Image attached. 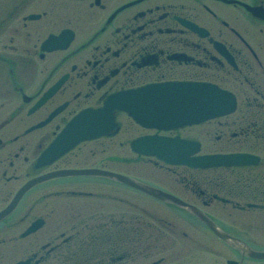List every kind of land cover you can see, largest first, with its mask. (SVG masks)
Segmentation results:
<instances>
[{
    "label": "flooded vegetation",
    "instance_id": "af4514ba",
    "mask_svg": "<svg viewBox=\"0 0 264 264\" xmlns=\"http://www.w3.org/2000/svg\"><path fill=\"white\" fill-rule=\"evenodd\" d=\"M174 82L215 84L235 97V110L176 130L114 111L116 132L37 166L81 112ZM153 138L198 141L202 155L212 142L214 154L257 162L197 170L132 149ZM115 160L122 170L109 166ZM90 170L135 181L81 174L22 191ZM178 203L264 223V0H0V264H207V254L223 264L220 241Z\"/></svg>",
    "mask_w": 264,
    "mask_h": 264
},
{
    "label": "water",
    "instance_id": "95a60500",
    "mask_svg": "<svg viewBox=\"0 0 264 264\" xmlns=\"http://www.w3.org/2000/svg\"><path fill=\"white\" fill-rule=\"evenodd\" d=\"M151 92L154 93L153 99L155 102L151 101L149 93H144L142 97L145 98L140 101H137L136 98L132 100L128 98L130 101H122L121 97H117L112 100V103L108 104L104 112L80 114L61 135L57 144L49 152V156L54 158L55 154L56 156L59 155L78 141L94 138L104 132L108 114L113 108L128 111L135 120L145 125L171 129L197 124L205 118L209 120L222 114H228L234 110L235 106V100L229 93L221 91L211 84H165L154 86ZM145 120L150 123L145 122ZM62 142H64L62 151L61 149L57 150ZM151 146L149 154H155L171 164H185L192 168L210 169L225 165H244L248 163L243 162V157L235 156L208 155L191 157L199 151V148L198 144L190 141L176 139L164 142L161 139H154ZM238 161L242 163H238ZM106 175L121 181H132L118 175L108 173ZM143 190L149 192V188ZM151 192L163 194L159 190ZM192 210L225 243L239 248L243 255L250 258L264 259V252L251 250L245 243L218 229L204 214Z\"/></svg>",
    "mask_w": 264,
    "mask_h": 264
},
{
    "label": "rangeland",
    "instance_id": "374dc122",
    "mask_svg": "<svg viewBox=\"0 0 264 264\" xmlns=\"http://www.w3.org/2000/svg\"><path fill=\"white\" fill-rule=\"evenodd\" d=\"M122 121L125 122V119L122 118ZM126 123H127L128 126H132L131 122L126 121ZM208 128H210V126H208ZM212 128H211V130L213 131ZM134 131H135L134 135L135 134L139 135L140 133L141 134L143 133V131H140V130H134ZM184 134L185 135H189V136H197L194 132H185ZM119 143H120L119 137L115 138L112 142H110V145L112 146V147H110V150L115 151L114 153H116L118 151V149H121L119 147ZM102 144H103V142L98 143L99 146H102ZM127 148L128 147H126V150H127L126 154H129V150ZM215 150H216V146L212 142H208L207 146H206V152L207 153H212V152H215ZM95 153H96L95 154L96 155L95 158L97 159L99 157L98 154L100 153V150L99 149L98 150L95 149ZM120 155H122V154H120ZM109 166L112 167V169H114V170H122L121 163L118 160L112 161ZM135 169H139V167L138 166H134L133 167V165H128L125 168V170H128V171L135 170ZM151 170H153V169H150L149 171H151ZM165 172L166 171L164 170V173ZM153 174L155 176H158V174L156 172H154ZM76 185L85 186L84 182H78ZM216 208L217 209L212 207L208 211H209V213L212 212L214 214L213 216L215 218L223 219L224 222H225L224 226L226 228H229L234 234L246 238V240H248L249 242L253 243V245L263 246L264 247V223L258 222L255 219L256 217L253 218V216L250 215V214L246 215V216H245V214H244V216H241V215H239L237 217L234 216L235 220L237 219L236 222H235V220L233 218H230L228 220L229 215H231L230 209L229 208L228 209H224V207H222L221 205H217ZM52 228H53V226H52ZM213 246H214V243H213ZM223 246H221V249H222ZM191 251H192V245H191ZM222 256H223V259H222V263L223 264H226V261L230 260V259L231 260H236V261L239 260L238 257H236L234 254H232L227 249L225 250V248L222 249ZM206 257H207V262L208 263H209V261L211 262V264L214 262V255L213 254L212 255L207 254ZM21 259H22V257H16L15 261L21 260ZM245 264H254V263H249V262L247 263L246 262Z\"/></svg>",
    "mask_w": 264,
    "mask_h": 264
}]
</instances>
